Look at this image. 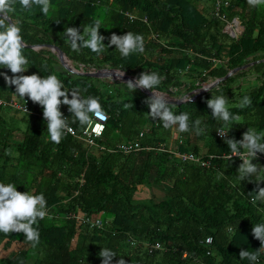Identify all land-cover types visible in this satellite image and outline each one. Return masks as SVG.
I'll list each match as a JSON object with an SVG mask.
<instances>
[{"label": "trees", "instance_id": "trees-1", "mask_svg": "<svg viewBox=\"0 0 264 264\" xmlns=\"http://www.w3.org/2000/svg\"><path fill=\"white\" fill-rule=\"evenodd\" d=\"M51 4L54 10L44 15L39 7L24 9L17 0L9 18L20 25L25 45L55 44L71 62L87 69L111 65L126 71L160 70L166 79L158 90L173 85L178 88L171 92L177 96L208 78L221 77L231 68L264 57V5L250 6L247 0H229L220 9L228 20L237 17L243 25L235 38L223 31L224 22L212 16L214 0H51ZM128 14L137 18L130 20ZM96 20L101 21L99 34L105 37L106 46L113 33L131 31L144 37V52L122 58L115 46L99 55L87 48L72 51L64 30L75 27L82 32ZM152 33L158 38L150 37ZM162 37L164 46L156 43ZM23 55L29 68L22 75L54 74L65 90L98 97L109 117L93 144L70 133L55 144L48 137L41 106L27 96L28 111L0 104V182L13 183L20 192L43 193L48 209V216L34 225L40 233L35 247L22 233H0V244L9 250L0 257V264H101V248L115 252L111 264L119 258L126 264H250L239 258L240 250L260 248L258 264H264V245L251 231L252 225L264 223V200L253 202L257 184L264 188V169L250 182L240 181L236 170L242 161L237 156L223 158L231 151L216 136L218 127L228 132L231 126L226 138L235 140L242 139L247 129L264 132V61L235 73L195 100L173 107L177 115L188 113L190 125L199 118L201 127L206 126L202 134L194 127L183 133L175 128L176 151L159 149L156 142L165 141L160 133L164 127L155 121L141 149L124 153L111 134L120 132V123L131 115L117 112L112 108L117 102L112 106L103 99L102 88L109 86L104 78L68 72L47 47L25 46ZM186 67L188 81L182 76ZM249 71L255 82L245 85ZM3 74L13 75L0 68V100L23 102L14 94L15 86L6 85ZM235 77L242 84L233 87ZM218 95L228 99L234 117L230 125L211 117L206 101ZM245 95L252 104L242 109L239 104ZM141 106L149 109L145 103ZM60 111L76 132L85 127L72 122L68 106L61 105ZM133 132L121 131L126 138ZM198 139L208 146L205 153L213 154L209 166L182 160L175 153H199ZM252 163L263 167L259 157ZM161 184L168 188L164 197L138 196ZM86 217L100 219L102 226H91ZM207 237L212 239L210 244L205 243ZM155 243L160 247L153 248Z\"/></svg>", "mask_w": 264, "mask_h": 264}, {"label": "clouds", "instance_id": "clouds-1", "mask_svg": "<svg viewBox=\"0 0 264 264\" xmlns=\"http://www.w3.org/2000/svg\"><path fill=\"white\" fill-rule=\"evenodd\" d=\"M16 3L17 0H0V16H2L0 18V68H6L13 74L11 77L3 74L6 85L15 86L14 94L24 102L27 96L33 103L42 107L48 137L55 144L62 141L66 132L72 131L69 118H65L60 111L61 105L68 106V111L73 117L72 122H78L81 126L91 125L93 118L106 121L108 116L103 111L98 97L82 96L79 90H65L61 80L54 74L46 77L35 73L22 75L29 68V61L23 55L25 44L21 35V27L9 18V13L15 11ZM18 3L22 8L29 10L35 5L44 15L54 10L51 0H18ZM247 3L250 6H260L264 5V0H247ZM8 20L11 23H8ZM99 29H101V21L96 20L92 25L83 28L82 32L78 28L67 27L62 34L67 37L66 40L72 51L77 53L82 48H87L99 55L108 47L115 46L120 56L127 58L133 53H143L145 50L144 37L141 34H134L131 31L123 35L113 33L108 38L106 46L103 43L105 37L99 34ZM164 79H166L165 76L155 71L142 72L138 78L134 81L129 80L126 84L132 92H135L137 88L151 91L152 95L144 101L149 108L148 116L154 121H160L165 129L176 128L183 133L191 131L194 127L197 134H202L206 126L201 127L202 121L199 118L194 121L193 125H190L188 113L175 114L173 111L175 105L169 103L166 94L157 90ZM69 91L71 99H69ZM3 103L4 101L0 100V104ZM206 104L211 109L213 120L222 121L224 125L231 124L234 117L228 110V99L225 95L211 97ZM251 104V98L245 95L239 107L243 109ZM230 128L231 126L229 130ZM228 132L223 136L217 133L224 139L232 156H237L242 161L236 170L238 179L250 182L251 177L258 175L264 169L252 163L257 153L264 154V132L247 129L240 140L226 138ZM254 192L256 195L253 197V202L264 200V188L259 187V184ZM46 216H48L47 201L43 193L20 192L17 191L15 184L0 182V233L5 235L22 233L32 247H35L39 243L40 233L38 227L34 225H38L39 220L45 219ZM251 231L253 237L259 240L260 245H264V223L252 225ZM259 250L260 248L256 251L241 249L239 258L247 259L250 264H258ZM98 255L101 258V264H111L113 258L116 257L115 252L108 248H101ZM116 264H126V262L123 258H119Z\"/></svg>", "mask_w": 264, "mask_h": 264}, {"label": "rangeland", "instance_id": "rangeland-1", "mask_svg": "<svg viewBox=\"0 0 264 264\" xmlns=\"http://www.w3.org/2000/svg\"><path fill=\"white\" fill-rule=\"evenodd\" d=\"M204 5H205V3H204ZM240 24H241V22L239 23V26H240ZM156 43L157 44L159 43V45L164 46L165 38L164 37L159 38L158 41L156 40ZM163 59H164V62H166L165 60H168V57H163ZM256 60H259L258 62H261L264 60V57L261 59H256ZM256 60H251V61H256ZM140 61H142V58H140ZM251 69L256 71V69H253V68H251ZM138 74L140 75V73H138ZM182 76H183V79L185 81H188L189 77L187 76V72H186V74L185 73L182 74ZM233 79H235V82H233V84H232L233 87H235L237 83L242 84L241 80L238 79L237 77H235ZM252 80L255 82L254 75H252L249 71V73H247V78L243 81V83L245 85H252L253 82L248 83V81H252ZM102 83L104 84V82H102ZM113 87H115V86L112 85V87L111 86L109 87V86L105 85V87L102 88L101 94H102L103 99L107 100V102L112 103V106L113 105L115 106V103L117 102L116 107H112V108L116 109L117 112H120L123 110V113L125 116L131 115V117L127 118L126 121H122V119L120 118V120L123 122V124L120 123V125H122L123 127L120 128V132L117 131V132L111 134V137H114V140H116V142H119L121 140L127 141L129 138H133L134 133H131V135H129V137L126 138L121 133V131L123 129L124 130H132V131L134 130V128L138 129V127L146 129L147 126L149 125L148 123H150L151 122L150 120H152L148 116L149 109L141 106L142 104H144L145 99H147L148 97L145 96L141 91L138 92L139 91L138 89H136L135 92H132V90L128 88L126 83L124 85H122L121 89H115ZM232 91L237 92L236 88H234ZM125 99H128L129 101H124ZM125 105H127V107ZM116 110H113V112L116 113ZM241 118L242 117H240V119ZM147 135L149 136V134H147ZM197 143H199V145L201 146L203 144V140L198 139ZM168 148L171 149L170 150L171 152L176 151V150H174L173 144H169ZM205 149L208 150V146L202 145L199 153H197V154L195 153L202 160L208 159L210 156L213 155L211 153H205ZM187 152H192V151L187 150ZM207 162H208V160H205V163H207ZM167 191H168V188L165 185H162V184L161 185H153L149 191L145 190L142 193L138 194V196L142 197V198H146V197H149L151 195L155 200H158V199L164 197L167 194ZM8 253H9V250L3 248L2 244H0V257H5L8 255Z\"/></svg>", "mask_w": 264, "mask_h": 264}, {"label": "built area", "instance_id": "built-area-1", "mask_svg": "<svg viewBox=\"0 0 264 264\" xmlns=\"http://www.w3.org/2000/svg\"><path fill=\"white\" fill-rule=\"evenodd\" d=\"M228 2H229V0H214L213 15L215 17H218L222 21H224L225 22L224 31L227 32L230 36L235 37L241 31V27L239 26V21H237L236 18H233L232 20H227L226 15L220 11L222 6L228 5ZM128 16H129L130 20H134L136 18L132 14H128ZM142 20L146 21L147 18L144 17ZM3 104H7V105L10 104L11 106H15L18 109L23 110V111H25V109H26V111H28L29 106H30L29 105L30 104L29 100H27V99H25V102L24 101L23 102H19V101L17 102V100L4 101ZM106 121H102V120L93 118V123L91 125L85 126L80 132H76L74 127L69 125L70 128L72 129V131L66 132V133H70L72 135H77V136H79L80 139L85 140L87 143L93 144L94 143L93 139L96 138V137H99L101 135V133L103 132V130L105 129ZM217 132L220 133L221 136H223L225 133H227L225 129L218 128L216 130V136L219 137V138H221V136ZM119 148L122 149L123 152L129 153V152H131L133 150L141 149V146L139 145V142L134 141V142H131L129 144H120ZM159 149H163V147H159ZM175 153L182 160L193 161V162H199L200 161V164L204 165V166H209V164H210L209 161H210V159L213 158V155H212L208 159H205V160H208V162L205 163V160H202L199 156H197L196 154H194L192 152H183V153L175 152ZM232 155H233L232 153L227 154V155H223V158H229ZM256 157H259L263 161V167H264V156L259 155L257 153ZM84 220H85L86 223H89L91 226H97V227H101L102 226V223H101L100 219H90V218L86 217ZM211 241H212L211 237H207L205 239V243L206 244H210ZM159 247L160 246H159L158 243H155L153 245V248H159Z\"/></svg>", "mask_w": 264, "mask_h": 264}, {"label": "water", "instance_id": "water-1", "mask_svg": "<svg viewBox=\"0 0 264 264\" xmlns=\"http://www.w3.org/2000/svg\"><path fill=\"white\" fill-rule=\"evenodd\" d=\"M236 20L239 21L238 19H236ZM8 23H11V21L8 20ZM241 27H242V29H244L243 25H241ZM25 46H28L31 48H38V47L49 48L51 51H53L56 54L61 66L70 73H77V74L95 77V78H111L112 80H116V81H120V82H124V83H127L129 80L134 81V79H135V77H131L130 75L120 71L119 69L112 68V67L111 68H98V69L91 68V69L83 70V71L82 70H75L72 67V65L70 64L68 57L62 51V49L60 47H58L57 45L52 44V43H42L39 45H25ZM258 61L259 60L249 61L247 63L240 65V66L234 67V68L230 69L224 76L217 78L212 82H202L198 87L194 88L187 95H185L183 97L177 98V97L172 96V95L167 93L166 95L168 96L169 103L174 104V105H180L181 103H183L185 101H193L197 97H199L201 94H203L204 92L209 91L212 87H215L219 82H221V81L225 80L226 78L232 76L233 74H235L238 71H241V70L248 68L249 66L253 65L256 62L258 63ZM121 73H122V75L120 76ZM204 88H207L208 90H205ZM137 89L139 91H141L148 98L152 95L151 91H149V90L140 89V88H137ZM188 95L190 97H187Z\"/></svg>", "mask_w": 264, "mask_h": 264}, {"label": "crops", "instance_id": "crops-1", "mask_svg": "<svg viewBox=\"0 0 264 264\" xmlns=\"http://www.w3.org/2000/svg\"><path fill=\"white\" fill-rule=\"evenodd\" d=\"M214 10V9H213ZM213 10H212V12H211V14H212V16H214L213 15ZM145 16H143V17H141L142 19L144 18ZM137 18V17H136ZM140 18V19H141ZM218 18V17H217ZM234 18H237V17H234ZM219 19V18H218ZM221 20V19H220ZM239 20V19H238ZM222 21V20H221ZM224 22V21H223ZM225 23V22H224ZM239 23H240V20H239ZM241 25L242 24H240V27H241ZM224 26H225V24H224ZM223 31H224V27H223ZM243 31V29H242V27H241V31H240V33ZM225 32V31H224ZM227 33V32H226ZM240 33H238L235 37H237ZM228 34V33H227ZM230 36V35H229ZM150 37H152V38H158V36L156 35V34H151L150 35ZM230 37H232V38H235V37H233V36H230ZM160 46H158L157 47V49L159 48ZM156 54H162V52L160 51V52H158V53H156ZM175 55H178V53H175ZM170 55H165L164 57H169ZM70 61V60H69ZM247 63V62H246ZM70 64L72 65L73 64V68L76 66L77 67V69L78 70H85V69H87V68H84L81 64H74L73 62H71L70 61ZM254 64H256V63H254ZM242 65V64H241ZM240 66V65H239ZM252 66V65H251ZM104 67H107V68H116V67H113V66H111V65H107V66H104ZM103 67V68H104ZM237 67V66H236ZM250 67V66H249ZM188 67H186L185 69H184V72H183V74L184 73H186V71L188 70L187 69ZM91 69V68H90ZM120 71H122V72H124V73H126V74H128V75H130L131 77H135V78H138V76H139V74L138 73H142V72H140V69H131V71H126V70H122V69H120V68H118ZM232 69V68H231ZM247 69V68H246ZM76 70V69H75ZM88 70V69H87ZM230 70V69H229ZM228 70V71H229ZM245 70V69H244ZM227 71V72H228ZM241 71H243V70H241ZM146 72H149V71H146ZM159 74L161 73V71L159 70V71H157ZM226 72V73H227ZM239 72V71H238ZM237 73V72H236ZM162 74V73H161ZM163 75V74H162ZM234 75V74H233ZM164 76V75H163ZM224 76V75H223ZM222 77V76H221ZM218 78H220V77H218ZM105 80V82H106V84L107 85H109V87L111 86L112 87V85H114L115 87H118V88H122V85H124L125 83L124 82H120V81H116V80H112L111 78H104ZM215 79H217V78H208L206 81H203V82H212V81H214ZM227 79V78H226ZM222 82V81H221ZM202 82H200L199 83V85L201 84ZM220 83V82H219ZM218 83V84H219ZM217 84V85H218ZM216 85V86H217ZM182 86H185V85H182ZM215 86V87H216ZM196 87H198V85L196 86ZM215 87H212L211 89H213V88H215ZM176 88H178V87H176V86H170V88L168 89V90H159L160 92H163V93H165V94H170V95H172V96H175V97H177V98H180V97H183V96H185V95H187V93L186 94H184V95H182V96H177V95H174L171 91H173V89H176ZM210 89V90H211ZM158 90V89H157ZM207 92V91H206ZM205 93V92H204ZM202 95V94H201ZM105 112V111H104ZM106 113V112H105ZM107 114V113H106ZM108 115V114H107ZM151 122L150 123H148L149 125L147 126V128L145 129V128H140V127H138V129L137 128H134V136H133V138H129L127 141H124V140H122V141H120V142H117L118 143V145H120V144H129V143H131V142H134V141H137V142H139V145L141 146V142H142V140L147 136V134H151L152 133V129H153V127H155V125H156V123H155V121L154 120H150ZM138 126V125H137ZM218 128H222V127H218ZM222 129H225V128H222ZM226 130V129H225ZM226 132H227V130H226ZM160 133L162 134V136L165 138V141H158V142H156V145L158 146L157 148H159V147H168L169 146V144H173L174 143V141H175V139H176V129L175 128H170V129H165V128H163V130L162 129H160ZM150 136V135H149ZM165 148V149H166ZM140 150V149H139ZM132 152V151H131ZM125 153V152H124ZM130 153V152H129Z\"/></svg>", "mask_w": 264, "mask_h": 264}]
</instances>
